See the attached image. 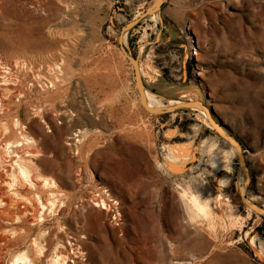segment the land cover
Instances as JSON below:
<instances>
[{"label":"rangeland","instance_id":"rangeland-1","mask_svg":"<svg viewBox=\"0 0 264 264\" xmlns=\"http://www.w3.org/2000/svg\"><path fill=\"white\" fill-rule=\"evenodd\" d=\"M153 1L0 0V153L23 131L33 143L19 154L59 198L42 225L0 218V264L36 239L35 264L58 252L67 264H264V215L238 202L236 149L205 109L149 113L122 51L165 106L213 111L264 209V0H166L142 17Z\"/></svg>","mask_w":264,"mask_h":264},{"label":"bare ground","instance_id":"bare-ground-1","mask_svg":"<svg viewBox=\"0 0 264 264\" xmlns=\"http://www.w3.org/2000/svg\"><path fill=\"white\" fill-rule=\"evenodd\" d=\"M156 1L157 0H154L151 6H153ZM120 39L122 40V38H120ZM124 40H125V38H124ZM56 68H59V67H56ZM141 68H142V66L139 68L141 70V73H142V69ZM49 71H51V70H49ZM0 72H2V71H0ZM8 74H9V70L6 71L5 74H1L0 73V77L1 76H2V78L3 77L4 78L7 77L5 80H6L8 86H5L4 87L5 89H7V88L10 87L8 81L10 80L9 78L11 76L8 77L9 76ZM13 78H15V77H13ZM136 83H137V86H138V90L140 92L141 101H142L143 98H145V101H146V104H147L148 107L155 108L157 110H164L165 108L168 107V106H165L164 104H162V102L159 99H157V97H154L152 94H150L146 90V88H144V91H142L141 88H140L138 79H137V82ZM4 85H6V83ZM13 85H15V83ZM40 85L43 86V84H41V83H40ZM53 86L54 85H53V82H52L51 87H53ZM5 89H3L2 87H0V112H2V113H4V112L7 111V110H4L5 108L4 109H1V107L3 105V102L5 101L4 100V96L7 94L6 92L8 91V90H5ZM192 102H194V104H195L192 108H195V109L200 110V111H204L203 117L207 118L205 110L199 105V103L196 102V101H192ZM178 103H180V102H174L173 101V102H170L169 105L170 106H175ZM142 104H143V102H142ZM144 107H145V105H144ZM162 112H164V111H162ZM153 114H156V113H153ZM14 127L16 129H18V128H21L22 129V123H20L18 120H16V122L14 123ZM24 129H26V128H24ZM13 132H14V130H13ZM225 132H226L227 135H229L230 137H232L227 131H225ZM17 135L18 136L16 138H14L13 140L11 139V141H8L6 143V145H3L4 146L3 147V150L0 153V158L2 156H4V159L6 157H8L9 158V162L11 164V167L10 168L4 169V170H0V218L3 219V218H6V217L13 216L14 217L13 219L15 221H17L19 223H23L24 226H27L29 223H33V222H40L41 223L43 221V219H44V215H46V214H50V213H54V212L57 213L56 207H58V206H57L56 203H57V201H58L59 198L56 200L57 197L54 196L53 193H52L53 192L52 189H54L56 187V183L54 182L55 179L53 181V180H51L49 178H46L44 176H41V175H36L35 176L34 175L35 173H33V171L35 170L34 169V166H33L34 165L33 162L31 163V161L28 158L26 159L23 155H20L19 154L21 152H18V150L20 148H22L24 145L32 144L33 143L32 142L33 140L29 136H27L23 131L22 132L20 131V133H18ZM75 136H73L71 138V140H74V141L77 142L80 138H78V140H77ZM35 145H36V143H35ZM68 145H71V144H68ZM233 147L238 152L237 147H235V146H233ZM5 164H7V163H5ZM246 181H247V173H246V171L244 169H242V185L243 186L245 185ZM243 186H242V188H243ZM38 187H40L42 189H49L50 190L51 193H50V195H48V197H45V200L38 193L37 194L34 193V190L33 189H36ZM185 196H187V194ZM186 199H188V197ZM93 200H95V199H93ZM198 200H196V202L199 204V202L201 200L200 201H198ZM241 201H242V198L241 197H238V202H241ZM102 204L105 206V204H107V202L106 203L105 202H102ZM200 204L203 205V206L206 205V204H204V202H200ZM193 205H195V204H193ZM247 206L250 207L249 205H247ZM197 207L198 206H196V208ZM106 209H108V206H107ZM193 209H194V207H193ZM204 209H205V207H204ZM206 212H208V210ZM192 215H193V213H192ZM53 216H55V215H53ZM41 225H42V223H41ZM20 230H22V229H20ZM38 241L39 240L36 239V240H33V242H31L30 245L29 244L26 245L23 248V250L18 255H16V258L14 259L15 260L14 262L17 263V264H35L34 263L35 261H33L32 258H31L30 252H35L36 254H39V255L43 252V248H42V246H40V244L38 243ZM67 263L68 262L66 260V256L64 254H62V253H59V252L55 254V256H54V258L52 260V264H67Z\"/></svg>","mask_w":264,"mask_h":264},{"label":"water","instance_id":"water-1","mask_svg":"<svg viewBox=\"0 0 264 264\" xmlns=\"http://www.w3.org/2000/svg\"><path fill=\"white\" fill-rule=\"evenodd\" d=\"M165 1L166 0H157L153 6L148 8L147 12L142 17H145L146 15H151L154 13H160L162 5ZM133 25H134V23H131L130 25L127 26L126 29L131 28ZM122 51L130 59V61L133 63L134 69H135V77L138 79L141 90L144 91L145 86H144V83L142 80V76L140 74L138 60L135 57H133L132 55L128 54V52L123 47H122ZM137 79H136V82H137ZM142 102L145 105L146 110L149 113H157L158 112L157 114L161 113L162 111L174 112L178 109H183V108L190 109L195 105L194 102H192V101H184V102H180V103L176 104L175 106H168L164 110H157L155 108L148 107L146 104L145 98L142 99ZM198 103L203 109H205L207 111L209 123L216 129L217 133H219V135L225 141H227L229 144L237 147V150H238L237 155H238V160L240 163V168L244 169L247 173V181H246L245 185L243 186V188L241 189V192H240L243 203L249 205L255 212L264 215V209L263 208H261L258 205L250 202L246 198V191H247L248 185L250 183V176H249V170L247 168V163H246L245 158H244V150H243L241 143L236 138H234L233 136L230 137L229 135L226 134L225 131L228 132L227 128L223 125L222 122H220L218 119L214 118L215 116H214L212 110L205 107L201 102H198Z\"/></svg>","mask_w":264,"mask_h":264}]
</instances>
